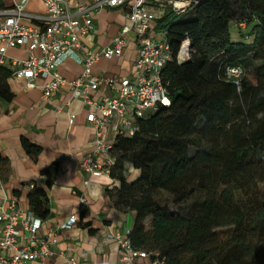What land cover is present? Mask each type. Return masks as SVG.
Listing matches in <instances>:
<instances>
[{
	"label": "trees",
	"instance_id": "1",
	"mask_svg": "<svg viewBox=\"0 0 264 264\" xmlns=\"http://www.w3.org/2000/svg\"><path fill=\"white\" fill-rule=\"evenodd\" d=\"M240 23L237 40L230 26ZM155 29L171 52L161 71L168 104L139 119L132 136L117 134L111 150L109 177L119 187L109 194L133 213L128 239L164 264H264V0H198L180 14L167 8ZM184 40L190 58L178 64ZM227 68L243 70L239 91ZM10 77L0 66L6 101ZM21 145L37 155L36 146ZM125 164L137 172L132 180ZM56 172V165L42 172L47 187ZM9 174L0 158L3 183ZM27 202L46 219L45 191L33 187Z\"/></svg>",
	"mask_w": 264,
	"mask_h": 264
},
{
	"label": "built area",
	"instance_id": "2",
	"mask_svg": "<svg viewBox=\"0 0 264 264\" xmlns=\"http://www.w3.org/2000/svg\"><path fill=\"white\" fill-rule=\"evenodd\" d=\"M30 0H12L8 8H0V66L6 60L8 49L23 48L25 59L10 60L11 77L24 79L27 88H34L36 79L44 80L40 87L42 99L46 100L60 88L67 87L74 99L81 100L89 110L86 122L92 130V151L80 159L79 169L87 176H109L115 158L111 155L112 144L104 139V129L112 118L119 119L118 134L132 136L138 130L137 121L155 110L157 105H167L168 97L161 80V71L171 60V52L165 38L158 37L155 11L169 8L175 14L191 9L198 0H93L81 4L74 10L69 8L70 0H40L44 14H27L25 9ZM157 10H155V9ZM104 9L123 11L128 25L123 26L110 45L98 51L85 50L82 39L93 32L92 15ZM241 30L245 24L237 25ZM135 35L137 58L136 76L118 82L97 77L91 73V66L100 59L119 58L125 49L130 34ZM185 50L182 53V47ZM190 58L189 42L184 40L176 61L182 64ZM67 59L82 66V73L66 80L58 74V68ZM227 80L239 91L244 72L240 68H227ZM115 86L116 96L104 101L91 99L89 92L96 87ZM74 116H70L73 123ZM4 183L0 177V188ZM33 186H30L32 189ZM76 222L70 216L58 229H68ZM0 223L3 224L0 237V264H47L53 256L50 247L56 244L53 234L39 236L42 220L31 211L18 208L16 200H4L0 206ZM119 248V264H141L150 261L151 255L136 249L128 239V233L114 236ZM11 253L10 256L6 255ZM67 264H76L73 258ZM149 264H164L152 260Z\"/></svg>",
	"mask_w": 264,
	"mask_h": 264
},
{
	"label": "crops",
	"instance_id": "3",
	"mask_svg": "<svg viewBox=\"0 0 264 264\" xmlns=\"http://www.w3.org/2000/svg\"><path fill=\"white\" fill-rule=\"evenodd\" d=\"M92 1L70 0L69 8L74 10ZM1 3L2 8H8L12 0ZM25 11L35 16L44 14L40 0H30ZM163 12H159L158 19ZM92 22L93 32L82 39L84 49L92 52L109 46L120 29L128 25L120 9L101 10L92 15ZM155 31L158 37L165 38L163 32ZM26 56L23 48L8 49L3 67L10 69L11 59L21 60ZM136 58L137 43L132 33L119 58L100 59L91 66V73L115 82L132 79L136 76ZM57 72L64 79L72 80L82 73V66L67 59ZM6 83L12 97L9 101L0 98V158L9 163L10 174L0 188V206L4 200L15 199L18 208L28 212L30 186L43 190L48 199V216L42 221L38 235L53 234L56 239V244L50 247L53 256L47 264H67L69 258L76 264H119L120 253L114 236H125L132 228L134 216L130 211L117 209L110 198L109 193L119 187L118 181L109 176H87L79 169L80 159L93 148L92 130L86 122L89 110L81 100L72 97L67 87L44 100L40 89L44 80L36 79L34 88H27L24 79L13 77ZM116 93L115 86L105 85L89 92L95 101L115 97ZM71 115L74 116L73 123H70ZM118 126L119 119L112 118L105 127L103 135L107 143H113ZM22 140L38 148L34 158L26 154ZM52 165L57 166V172L53 183L47 187V178L42 172ZM136 174L129 164H125L124 176L128 180ZM82 208L87 209L88 216H80ZM70 216L76 218L74 225L58 229ZM2 228L0 223V237Z\"/></svg>",
	"mask_w": 264,
	"mask_h": 264
},
{
	"label": "rangeland",
	"instance_id": "4",
	"mask_svg": "<svg viewBox=\"0 0 264 264\" xmlns=\"http://www.w3.org/2000/svg\"><path fill=\"white\" fill-rule=\"evenodd\" d=\"M155 9V8H154ZM155 10H157V9H155ZM161 10L162 11H166L167 10V7H165V8H161ZM156 13H157V17L159 16L158 14H159V12H158V10L157 11H155ZM240 32V33H239ZM230 33H231V37L232 38H234V35L237 37V40L238 39H240L239 38V35L242 33L241 32V29L240 28H238L237 26H235L234 24H232L231 26H230ZM235 37V38H236ZM234 38V39H235Z\"/></svg>",
	"mask_w": 264,
	"mask_h": 264
},
{
	"label": "bare ground",
	"instance_id": "5",
	"mask_svg": "<svg viewBox=\"0 0 264 264\" xmlns=\"http://www.w3.org/2000/svg\"><path fill=\"white\" fill-rule=\"evenodd\" d=\"M184 50H185V46L183 45V47H182V53H183Z\"/></svg>",
	"mask_w": 264,
	"mask_h": 264
}]
</instances>
